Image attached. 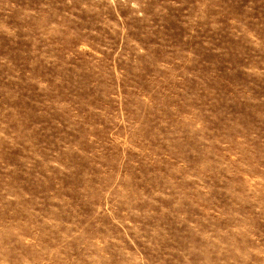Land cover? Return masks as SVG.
I'll return each instance as SVG.
<instances>
[{
    "label": "rangeland",
    "instance_id": "obj_1",
    "mask_svg": "<svg viewBox=\"0 0 264 264\" xmlns=\"http://www.w3.org/2000/svg\"><path fill=\"white\" fill-rule=\"evenodd\" d=\"M0 264H264V0H0Z\"/></svg>",
    "mask_w": 264,
    "mask_h": 264
}]
</instances>
